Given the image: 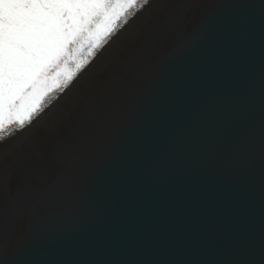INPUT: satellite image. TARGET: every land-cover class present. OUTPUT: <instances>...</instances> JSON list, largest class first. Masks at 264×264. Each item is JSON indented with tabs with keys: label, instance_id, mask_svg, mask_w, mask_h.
Listing matches in <instances>:
<instances>
[{
	"label": "water",
	"instance_id": "1",
	"mask_svg": "<svg viewBox=\"0 0 264 264\" xmlns=\"http://www.w3.org/2000/svg\"><path fill=\"white\" fill-rule=\"evenodd\" d=\"M2 179L0 264H264V0H152Z\"/></svg>",
	"mask_w": 264,
	"mask_h": 264
},
{
	"label": "snow or ice",
	"instance_id": "2",
	"mask_svg": "<svg viewBox=\"0 0 264 264\" xmlns=\"http://www.w3.org/2000/svg\"><path fill=\"white\" fill-rule=\"evenodd\" d=\"M152 0H0V213L20 137ZM203 23V21L201 22ZM53 196L63 184L51 176Z\"/></svg>",
	"mask_w": 264,
	"mask_h": 264
}]
</instances>
